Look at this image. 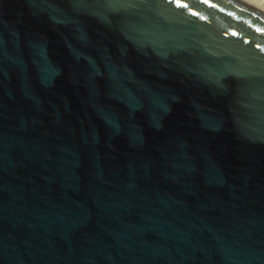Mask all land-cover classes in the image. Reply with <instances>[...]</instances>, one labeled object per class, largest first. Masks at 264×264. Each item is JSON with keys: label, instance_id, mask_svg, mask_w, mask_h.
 I'll return each instance as SVG.
<instances>
[{"label": "water", "instance_id": "1", "mask_svg": "<svg viewBox=\"0 0 264 264\" xmlns=\"http://www.w3.org/2000/svg\"><path fill=\"white\" fill-rule=\"evenodd\" d=\"M0 264H264V11L0 0Z\"/></svg>", "mask_w": 264, "mask_h": 264}, {"label": "bare ground", "instance_id": "2", "mask_svg": "<svg viewBox=\"0 0 264 264\" xmlns=\"http://www.w3.org/2000/svg\"><path fill=\"white\" fill-rule=\"evenodd\" d=\"M243 1L248 2V3L252 4V5H254L255 7L259 8L260 10L264 11V7L261 6V3L258 4L254 0H243Z\"/></svg>", "mask_w": 264, "mask_h": 264}, {"label": "rangeland", "instance_id": "3", "mask_svg": "<svg viewBox=\"0 0 264 264\" xmlns=\"http://www.w3.org/2000/svg\"><path fill=\"white\" fill-rule=\"evenodd\" d=\"M255 2H257L258 4L261 3V6L264 7V0H254Z\"/></svg>", "mask_w": 264, "mask_h": 264}]
</instances>
